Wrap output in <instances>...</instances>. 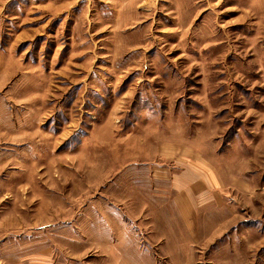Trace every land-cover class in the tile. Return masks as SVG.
Returning a JSON list of instances; mask_svg holds the SVG:
<instances>
[{
	"label": "rangeland",
	"instance_id": "obj_1",
	"mask_svg": "<svg viewBox=\"0 0 264 264\" xmlns=\"http://www.w3.org/2000/svg\"><path fill=\"white\" fill-rule=\"evenodd\" d=\"M0 264H264V0H0Z\"/></svg>",
	"mask_w": 264,
	"mask_h": 264
}]
</instances>
